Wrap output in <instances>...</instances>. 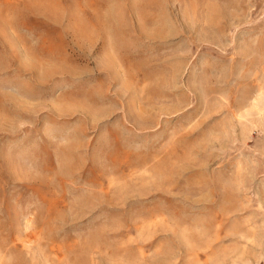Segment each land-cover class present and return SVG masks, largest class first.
Returning a JSON list of instances; mask_svg holds the SVG:
<instances>
[{"label":"rangeland","instance_id":"obj_1","mask_svg":"<svg viewBox=\"0 0 264 264\" xmlns=\"http://www.w3.org/2000/svg\"><path fill=\"white\" fill-rule=\"evenodd\" d=\"M0 264H264V0H0Z\"/></svg>","mask_w":264,"mask_h":264}]
</instances>
